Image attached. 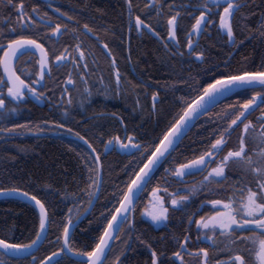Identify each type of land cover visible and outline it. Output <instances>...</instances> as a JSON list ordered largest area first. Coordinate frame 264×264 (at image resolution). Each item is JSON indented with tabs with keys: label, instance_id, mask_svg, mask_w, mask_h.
I'll list each match as a JSON object with an SVG mask.
<instances>
[{
	"label": "snow or ice",
	"instance_id": "obj_1",
	"mask_svg": "<svg viewBox=\"0 0 264 264\" xmlns=\"http://www.w3.org/2000/svg\"><path fill=\"white\" fill-rule=\"evenodd\" d=\"M124 2L128 13L129 34L135 31L140 36L151 35L162 44L171 57H179L181 62L187 57L189 64H205L208 49L202 48L200 41L212 40L214 36L224 40L232 49L239 48L245 39H259L264 42V11L259 13L260 18L254 35L240 37L236 31L237 27L241 33L252 31L248 21L256 15L254 6H264V0H260V5H256V0H151L145 6L151 9L156 17L166 20L165 25L158 27H153L149 22L151 13L148 17L134 13V0ZM2 3L5 7L16 10V18L15 20L9 18L0 25V67L3 69V73L0 74V140L22 136L24 131L39 133L53 128L65 129L90 152L81 155L83 178H76L78 191L69 192L67 188L64 190L63 200L71 203L72 207L67 209L59 222L55 220V214L51 212L50 206L36 195L21 189L18 185L0 186V196L22 197L30 203L34 202V208L38 209L34 232L28 241L18 242L12 237L0 238V264H130L131 257L128 253L137 251V243L143 245L148 253L145 264H189L186 256L196 257L198 264H264V66L255 71H221L218 77L214 75L212 80H206L207 86L200 85L196 89L195 99L191 102L184 101L182 114L174 118L158 143L142 144L135 136L126 133L125 139L115 135L107 139L104 144L105 158L116 151L133 159L140 158L141 161L146 159L147 162L143 163L142 167L137 165L126 169L127 179L121 181L123 187L116 184L113 190L118 207L105 206L101 212L103 222L95 229L98 235L92 237L91 245L80 246L72 230L80 229L81 232L91 234L88 228L81 227V220L86 217L81 213L83 203L80 200V193L87 197L85 202L88 207L83 208V212L92 215L96 203L99 202L104 180L101 154H97L96 148L84 135L73 132L67 124L70 118L68 108L73 101L69 98L65 102L64 97H70L72 91L77 90L73 73H78L79 80L85 85L84 92L87 95L83 96L81 104L84 100H90L92 96L86 77L95 74L98 65L93 55V67H89L81 36L93 40L105 58L110 59V71L115 78L114 82H106L102 74L97 79L100 86L98 92L105 96L110 94L119 96L126 91L117 59L109 44L94 35L93 29L87 23L83 24L84 32L80 33L76 27L66 22L73 21L74 17L59 8L53 9L58 13L54 18L47 11L41 14L40 4L32 7L29 12L23 0H2ZM42 5L52 8L51 3L44 0ZM245 9L250 11L245 12ZM185 17L189 18V30L181 27ZM161 27L167 36L166 40L162 39ZM37 28L46 31L34 35ZM70 32L72 39L76 41L74 52L77 55H72L68 48L55 55L52 49L60 44L61 37ZM130 41L129 35V52ZM120 42L124 43L123 36ZM234 55L235 53H232L222 64L215 65L213 73L221 67L231 68ZM25 57L35 60L39 66L37 71L26 72L22 67H18ZM126 59L130 61L131 56ZM68 65H71V70L64 81L65 86L61 90L59 101L53 105L62 113L60 119L54 117L51 122L45 121L47 129L40 125L33 129L31 125L25 123H15L9 127L8 122L15 120L27 103L51 102V98L46 95V89L48 82L53 79V69L59 71ZM230 97L240 99L233 103ZM151 99L152 109L155 111L160 103L158 93H153ZM217 107L224 109L223 116L219 120H206L204 125H201V127L215 125L211 136L205 137V143L202 145L204 150L194 155L192 159L175 166L174 153L189 137L199 120L204 116L211 117ZM257 111L261 115L254 122L252 117ZM119 122L123 124L122 120ZM234 134L238 146L229 150L228 145ZM152 148L154 150L150 151ZM233 165L237 166L236 179L229 175L233 171ZM161 169L164 177H175L178 183H184L188 176L197 174L203 176L199 188L193 187L187 194L168 193L167 187L162 189L157 183L156 187L151 188L150 208L142 213L157 227L161 225L167 227L169 208L165 206L164 197L158 195L163 190L167 193L172 208L183 212L188 218L189 225L195 223L198 230L196 240L204 244V246L197 244L198 250L195 252L189 251L192 242L189 235H184L182 238L173 237L176 250L169 256L166 251L146 241L135 226L134 214L137 203L161 174ZM213 185L217 189L227 185L224 191H230V194L224 200L206 197L196 212H190V197L208 192ZM208 203L212 206L208 215H201L200 219L193 221L192 217ZM105 211L110 215H105ZM54 225L60 231L53 232ZM185 231L189 232L190 229L186 228ZM121 234L124 235L121 241L124 247L117 253L115 242L121 239ZM51 236H55V239H51ZM214 237H223L227 241V260L214 258L225 251L216 246ZM45 244L51 245L54 250L50 254L46 253L45 257L38 258L37 253Z\"/></svg>",
	"mask_w": 264,
	"mask_h": 264
},
{
	"label": "trees",
	"instance_id": "obj_2",
	"mask_svg": "<svg viewBox=\"0 0 264 264\" xmlns=\"http://www.w3.org/2000/svg\"><path fill=\"white\" fill-rule=\"evenodd\" d=\"M79 7L92 14L97 19H102L109 26L118 25L119 15L123 14V3H110L105 0H75ZM120 2V1H119ZM256 5H260V0H256ZM255 7L256 15H253L248 21L249 28L252 31L241 33L237 27V35L252 36L255 34L256 24L259 20V13L264 11V6ZM245 12L250 9H245ZM239 17H237V24ZM147 40L143 42L133 43L134 47L132 55L136 56L135 64L138 70L143 74H147L151 80L153 93L158 92L160 96V104L157 106L158 116L154 119L149 128V133L152 139L158 143L162 139V135L169 127L174 118L181 113V108L185 100L191 102L196 98V89L200 85L207 86L205 81L212 80L213 76H219L221 71H255L261 66H264V42L259 39L248 40L237 49H232L224 40L215 37L212 40L205 39L202 48L208 49L207 62L203 65L199 63H166L164 55H167L158 44L154 43L152 37L147 36ZM199 51V50H198ZM232 53H235L231 60V68H220L213 73L215 65L222 64ZM148 80V77H146ZM193 78H195L193 80ZM214 82V81H213ZM233 103L240 97H230ZM228 103V101H225ZM224 109L217 107L211 117H202L197 126L192 130V133L183 144L174 153L175 161H183L190 156L198 155L204 149L202 145L205 143V137L211 136L212 129L215 125H204L206 120H219L223 116ZM42 110H35L33 117L18 119L8 122L11 127L15 123L30 124L33 129L38 124V113L43 114ZM36 114V115H35ZM41 119L46 116L39 115ZM43 128V126H41ZM18 131H24L18 129ZM149 136V134H148ZM233 137H236L234 134ZM232 137V139H233ZM229 142L230 149L236 148L233 141ZM88 152L80 144H72L65 138H53L47 133H33L24 131V135L16 136L11 139L0 140V186L18 185L21 189L29 191L36 195L47 206H50L51 212L55 214V220L59 222L61 217L66 214L67 209L72 207L71 203L63 200L64 190L67 188L69 192L78 191L76 188V178H83V170L81 155ZM183 154V155H182ZM145 160H132L125 157L119 159H107L102 161L103 168V186L100 193L99 202L82 223V228H88L89 232H81L76 229L74 232L75 238L79 241L80 246L85 244L91 245V239L97 236V229L103 222L104 217L101 212L105 206H117L113 190L116 184H121L122 180L127 179L125 171L133 166L142 167ZM176 164V165H177ZM175 165V166H176ZM168 165H165L167 167ZM161 172L163 169L160 170ZM83 187V185H81ZM123 187V184H121ZM146 191L137 204V209L134 217L135 226L143 235L146 241H152L149 238V229L145 228L144 223L140 220L139 210L140 203L145 197ZM118 195V193H117ZM87 197L80 193V200L83 203V208L88 205L85 202ZM111 202V204H110ZM37 210L28 204H25L15 198L0 199V238L12 237L18 242H26L31 238L34 232V224L37 220ZM105 215L110 213L105 211ZM91 221V223H89ZM11 230V231H10ZM60 231L55 225L53 232ZM55 239V236H51ZM156 246V245H155ZM159 246H161L159 244ZM159 246L157 248L161 249ZM54 250L51 245L45 244L44 248L37 253L38 258L45 257L46 253ZM162 250V249H161ZM135 254L136 262L131 261L130 264H145L147 261L146 251L143 245L137 243V251Z\"/></svg>",
	"mask_w": 264,
	"mask_h": 264
},
{
	"label": "flooded vegetation",
	"instance_id": "obj_3",
	"mask_svg": "<svg viewBox=\"0 0 264 264\" xmlns=\"http://www.w3.org/2000/svg\"><path fill=\"white\" fill-rule=\"evenodd\" d=\"M110 1L114 4H119L122 1L124 6L123 14L121 16L119 15L117 27L115 24H113V26H109L104 23L102 19L95 18L92 14L82 9V7H79L75 0H44V2L46 3H51L52 8L44 7L42 5V0H23V3L25 4V7L29 12L31 11L32 7L40 4L41 14L47 11L48 14L54 18L58 16V13L54 12L53 9L59 8L61 11L66 12L74 17L73 21L66 22L76 27L80 33L84 32L83 24L87 23L89 27L93 29L94 35L99 36L101 41L107 42L109 44L110 48L113 51V54L117 59V65L124 81L123 87L126 89V91L121 93V95L119 96H113L111 94L105 96L103 93L98 92L100 86L97 84V79L101 74L103 75L106 82H114L115 78L110 71V59L105 58V56L102 54L101 49L93 42V40L81 36V39L83 40V50L85 51V55L88 58L89 67H93L92 60L94 55L98 68H96L95 74H91L90 76L86 77V79H88L87 86L91 90L92 96L90 100H84L83 104H81V100L83 96L87 95V93L84 92L85 85L82 81L79 80L78 73H73V76L76 79L77 90L72 91L70 97H64L65 102L69 98L73 101V104L68 108L70 112V118L68 119L67 124L73 129V132H79L81 135H84L90 143L93 144V147L97 150V154H101V162L107 159L117 160L120 157H125L132 160H141L140 158L133 159L132 157H127L116 151L112 152L110 155H107L106 158L104 155V144H106L107 139H109L113 135L119 136L121 137V139H125L126 133L127 135L135 136L136 139L139 140L142 144L151 145L153 144V142L157 143L156 140L152 139L151 134L149 133V128L151 122L157 118L159 113L157 107L155 111H153L152 109L153 102L151 96L153 94V87L151 80L149 79V76L147 74H143L141 70L137 69V66L135 64L136 56L132 55V50L134 47L133 43H138L137 41L143 42L147 40V36H152H140L135 31L129 34L128 13L124 0H105V2L107 3H110ZM150 2L151 0H134V13L139 14L142 17H148L149 13H151V19L149 22L153 27L165 25L166 20L156 17L155 13L145 6ZM9 18L15 20L16 10L11 7H5L2 3V0H0V25H3L6 21L9 20ZM192 22L194 23V21ZM181 27L185 30L190 29L188 17H185L182 20ZM105 30H107V32ZM43 31L46 30L37 28L33 34L38 35ZM160 31L162 33V39L166 40L167 36L166 34H164L162 27L160 28ZM113 33H115V35H113ZM129 35L131 36L130 52ZM121 36L124 37L123 44L120 42ZM152 38L154 39L155 44H158L163 48L162 44L159 41H157L154 37ZM180 39L183 42V36H181ZM204 41L205 39H202L200 41L201 46L203 45ZM75 44L76 41L72 39V34L70 32L68 35L60 38V44L55 46L52 49V52L55 55H59L64 51V48H68L72 55H77V53L74 52ZM184 50H187L186 47ZM163 51L167 54L164 55V62L169 64L182 63L179 57H171L169 52H166L165 49ZM129 55L131 56L130 61L126 59V57H128ZM187 59L188 58L185 57V63H187ZM192 59H194V57ZM18 67H22V69L26 72H35L38 70L39 66L33 58L25 57V60L22 61L21 64L18 65ZM70 70L71 65L63 67L59 71L54 68L53 79L48 82V89L50 90L46 89V95L51 98V102H45L43 104L35 102L27 103L23 107L20 115L16 117L15 120H18L20 118L24 119L27 117H33L34 114L32 113H35V110L44 111L43 114L38 113V121L36 122L38 123L37 125L43 126V128L45 129L48 128V125L44 123L45 121L51 122L54 117L59 120L62 113L60 111H57L53 107V105L60 99L61 90L65 86L64 81L66 80ZM2 73L3 70L2 67H0V74ZM146 77H148V80ZM158 97L160 100L159 95ZM39 115H43V118L44 116H46V118L43 120L39 117ZM260 115L261 113L257 111L252 117L253 121L255 122L256 118ZM120 120L123 121V124L119 122ZM45 132L50 137L65 138L72 144H80L88 152H90V150L87 149V147L83 145L82 142L76 140L75 137L70 135L67 131H65V129L53 128L51 130H45ZM232 141L235 145H238L236 137H233ZM228 149L231 150L229 145ZM152 150H154V148L150 149V151ZM192 158L193 155L186 159H183V161L181 162H186L187 160H190ZM144 160L146 163V159ZM176 166H178V164ZM232 168L233 171L230 172L229 175L232 176L233 179H236L238 176L237 166L233 165ZM202 180L203 176L197 174L186 177L184 183H178L176 182L175 177H164L162 171L161 174L157 176L153 184L150 185L149 190L146 191L145 197L140 203V220L144 223L145 228L149 229V238L152 239V241L154 242L153 244H155L156 246H159L160 244L161 246L159 247L163 251H166L167 255L169 256H171L173 251L176 250V245L173 237L182 238L184 235H189L192 242V247L189 249V251L191 252H195L198 250L197 244H199V246H204V244L196 240L198 230L195 227V223L189 225L187 222L188 218L185 216V214L172 208L170 199L168 198L167 193H165L163 190L158 195L164 197L165 206L169 208V219L168 221H166L167 227H165L164 225L157 227L151 222L148 217L142 215V213L146 209L150 208V201L152 200L151 188L156 187L157 183H159L162 189L164 187H167L168 193L179 192L180 194H187L188 191L193 187L199 188ZM226 187L227 185L224 186V188ZM224 188L217 189V187L213 185L208 192L197 194L195 197H190L191 207L189 208V211L196 212V209L199 208L200 203L203 202L206 197L208 199H226L227 195L230 194V191L225 192ZM211 210V204H206L205 208L200 209V212L196 213V215L192 217L193 221L200 219L201 215L207 216L208 212ZM186 228L190 229V231L186 232ZM125 231H127V226H125ZM123 239L124 235L121 234V239L115 242L117 253H119L124 247V245L121 243ZM214 239H216V246L218 248L225 249V251L220 252L219 255L215 256L214 258L227 260V241H225L223 237H214ZM128 255L129 257H131V261L133 260L132 262L135 263V254L128 253ZM146 255L148 258L147 252ZM185 259L189 261V264H198L197 258L194 256H186Z\"/></svg>",
	"mask_w": 264,
	"mask_h": 264
},
{
	"label": "water",
	"instance_id": "obj_4",
	"mask_svg": "<svg viewBox=\"0 0 264 264\" xmlns=\"http://www.w3.org/2000/svg\"><path fill=\"white\" fill-rule=\"evenodd\" d=\"M3 70V69H2ZM4 198H9V197H3V196H0V199H4ZM11 198H15V199H18L19 201H21V202H23V203H25V204H28V205H30V206H33L34 207V202H28V201H26V200H24L22 197H11ZM97 204V203H96ZM96 206V205H95ZM36 209V208H35ZM37 210V212H38V209H36ZM82 215H84L86 218L89 216V215H87L86 213H83ZM85 218V219H86ZM85 219H83V220H81V223L85 220ZM75 230L76 229H73L72 231H73V233L75 232Z\"/></svg>",
	"mask_w": 264,
	"mask_h": 264
}]
</instances>
